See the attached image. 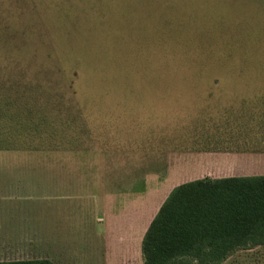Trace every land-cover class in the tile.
<instances>
[{
	"label": "rangeland",
	"instance_id": "obj_1",
	"mask_svg": "<svg viewBox=\"0 0 264 264\" xmlns=\"http://www.w3.org/2000/svg\"><path fill=\"white\" fill-rule=\"evenodd\" d=\"M254 98L264 0H0V261L143 264L177 183L264 173V152L230 171L208 154ZM223 264H264V245Z\"/></svg>",
	"mask_w": 264,
	"mask_h": 264
},
{
	"label": "trees",
	"instance_id": "obj_2",
	"mask_svg": "<svg viewBox=\"0 0 264 264\" xmlns=\"http://www.w3.org/2000/svg\"><path fill=\"white\" fill-rule=\"evenodd\" d=\"M260 100L252 101L256 102L254 112L246 113L247 105L242 103L236 113L230 112L225 125L216 128V136L229 137L205 153L231 159L226 162L231 165L235 161L234 166L224 168L227 171L246 167L238 163L245 153L264 152V141L251 147L249 137L254 133L252 127L264 133V126L260 127L264 125V101ZM197 171L170 189L156 211L142 241L143 264H223L241 249L264 245V173ZM0 264L56 263L34 258Z\"/></svg>",
	"mask_w": 264,
	"mask_h": 264
}]
</instances>
